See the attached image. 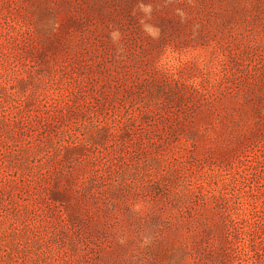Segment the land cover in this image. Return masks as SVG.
<instances>
[{"label": "rangeland", "instance_id": "374dc122", "mask_svg": "<svg viewBox=\"0 0 264 264\" xmlns=\"http://www.w3.org/2000/svg\"><path fill=\"white\" fill-rule=\"evenodd\" d=\"M0 264H264V0H0Z\"/></svg>", "mask_w": 264, "mask_h": 264}]
</instances>
